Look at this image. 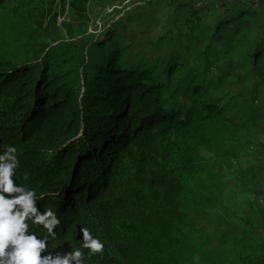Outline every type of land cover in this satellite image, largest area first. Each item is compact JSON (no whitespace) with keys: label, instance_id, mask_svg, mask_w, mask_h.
Segmentation results:
<instances>
[{"label":"trees","instance_id":"1","mask_svg":"<svg viewBox=\"0 0 264 264\" xmlns=\"http://www.w3.org/2000/svg\"><path fill=\"white\" fill-rule=\"evenodd\" d=\"M107 1L0 0V152L17 148L14 183L60 220L41 255L81 247L88 228L105 248H81L84 264H185L201 252L188 209L225 188L220 172L201 178L213 156L246 178L252 204L241 236L209 248L208 264H264V0H172L182 47L133 62L130 21L155 17L166 0H142L89 41L93 6H119ZM41 35L57 43L42 46Z\"/></svg>","mask_w":264,"mask_h":264},{"label":"rangeland","instance_id":"2","mask_svg":"<svg viewBox=\"0 0 264 264\" xmlns=\"http://www.w3.org/2000/svg\"><path fill=\"white\" fill-rule=\"evenodd\" d=\"M150 1V0H147ZM184 1V0H183ZM110 5L117 3L119 5L114 10V6L110 7L108 12H104V8L101 4L93 6L92 24L90 29V36L88 40H94L96 37H100L107 31V28L115 21H118L122 17H127L128 14L133 13L144 2L142 0H125L123 3L120 1L112 2L107 1ZM166 5L160 9L155 17H152L153 12L149 13V17L137 22H131L130 32L133 31L131 37L128 39L131 41V48L129 49L128 61L138 60L141 56H164L167 58L173 49L182 47V39L177 37V33L181 29H186V25L183 24V17H177L172 10V0H166ZM217 2L215 0L210 1V5L215 6ZM176 6H174L175 8ZM190 7V5H189ZM64 20H69V13L58 18V27L62 26ZM58 35L62 37L64 33ZM128 40H125L126 44ZM163 40L159 43L160 46L154 47L152 41ZM42 46H48L50 42L57 43L52 36L46 35L39 38ZM151 42V43H150ZM133 62V61H131ZM205 155H209V152L205 149L202 150ZM209 171L201 177L202 179H210L211 173L222 174V181L225 184V188L221 191L222 198L220 201H214L211 204L201 202L200 207L190 206L189 218L186 221V228L193 229L195 235V244L200 248L201 252H196L192 259L188 260L185 264H208V250L214 247V254L221 248V243L224 238L235 239L234 234L241 236L242 218L248 214L252 200L248 195L246 189V183L238 181L235 173L231 172L232 168L226 165H217L214 162V157L209 158ZM249 160L245 157L242 160V166L249 167ZM264 173V171H263ZM247 184L254 186L257 177L248 175ZM198 182V179L194 180V184ZM264 185V180L262 182ZM193 188V185L191 186ZM206 196L205 193H202ZM195 223V229L191 226V222ZM201 229V230H198ZM224 244V243H223ZM230 244V242H229ZM202 256V258H201Z\"/></svg>","mask_w":264,"mask_h":264},{"label":"clouds","instance_id":"3","mask_svg":"<svg viewBox=\"0 0 264 264\" xmlns=\"http://www.w3.org/2000/svg\"><path fill=\"white\" fill-rule=\"evenodd\" d=\"M19 163L15 146L8 145L0 152V264H84L85 253L81 248L88 250V256L103 254L104 242L88 228H81V247L55 257L51 253L41 255L48 249V237L55 236L54 229L60 220L51 208L43 212L37 208L35 189L14 183ZM28 221L42 226L48 236L38 238L29 231Z\"/></svg>","mask_w":264,"mask_h":264},{"label":"built area","instance_id":"4","mask_svg":"<svg viewBox=\"0 0 264 264\" xmlns=\"http://www.w3.org/2000/svg\"><path fill=\"white\" fill-rule=\"evenodd\" d=\"M192 1H195L196 2V5L198 7L209 2V0H192ZM232 1L233 0H218V6H220V5L222 6V5L226 4L227 2H232ZM249 1L253 5V7H256V8H258L260 6V4L262 3V0H249ZM260 201H261V203L264 204V193L260 197Z\"/></svg>","mask_w":264,"mask_h":264}]
</instances>
